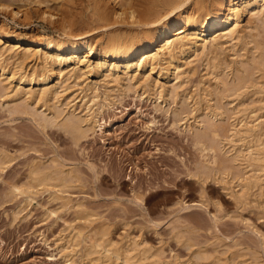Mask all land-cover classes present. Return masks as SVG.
Segmentation results:
<instances>
[{
	"label": "bare ground",
	"instance_id": "6f19581e",
	"mask_svg": "<svg viewBox=\"0 0 264 264\" xmlns=\"http://www.w3.org/2000/svg\"><path fill=\"white\" fill-rule=\"evenodd\" d=\"M21 11L12 12L16 16ZM42 14L55 19L54 13ZM91 14L95 18L82 28L87 30L76 35L67 33L70 25L60 24L62 39L40 29V38L34 35L27 42L0 28L1 109L11 116L28 115L37 127H59L78 144L90 134L107 132L105 113L114 107L112 96L120 92L153 94L156 111L163 110L161 103L176 104L181 99V110L173 111L177 117L173 125L184 120L181 125L191 134L202 128L193 136V144L201 169H210L203 175L215 171L224 175L221 182L226 184L230 176L229 182L238 188L232 190L237 202L247 205L261 199L263 205L264 0H95ZM100 29L106 37L97 40ZM215 31L220 32L211 34ZM200 67L204 74L194 82ZM94 75L100 80L90 81ZM189 85L196 86L197 93L186 91ZM220 94L235 96L238 103L230 109L225 103V108ZM182 114L185 118L178 119ZM226 123L231 129L224 127ZM11 158L0 150V173ZM78 175L64 160L52 158L48 165L33 164L27 183L8 184L7 194L25 203L14 212L15 218L44 192L58 202L57 209H47L50 214L74 212L70 233L59 246L62 264H189L174 257L167 260L164 251L130 234L116 240L104 223L94 226L92 218L97 214L64 195ZM261 238L264 251V235ZM219 246L213 253L197 250L194 264L209 257L216 264H235L221 258L226 251L220 253ZM254 264L264 263L255 260Z\"/></svg>",
	"mask_w": 264,
	"mask_h": 264
},
{
	"label": "rangeland",
	"instance_id": "374dc122",
	"mask_svg": "<svg viewBox=\"0 0 264 264\" xmlns=\"http://www.w3.org/2000/svg\"><path fill=\"white\" fill-rule=\"evenodd\" d=\"M9 1L13 5L7 7ZM27 3L30 2L0 0V28L9 36L27 42L34 35L40 38V29L62 39L64 31L60 24L64 22L70 25L68 34H79L95 18L91 14L95 0H48L45 3L48 7ZM12 9L22 11L15 16ZM43 11L54 13L55 19L44 17ZM101 30L95 34L96 39L106 37ZM201 70L203 67L199 68L194 82L204 74ZM99 80L98 76L90 77L92 82ZM191 86L186 91L197 93L196 86ZM137 91L112 96L116 102L113 101L114 107L104 117L108 133L90 134L87 141L78 144L59 127H37L30 116H11L0 107V150L12 157L0 173V264H62L59 246L70 233L74 212L58 210L50 214L47 209H57L58 202L44 192L38 194L22 216L15 218L14 212L25 203L20 204V198L7 194L10 182L27 183L30 167L35 163L48 165L52 158L64 160L73 174L79 173L64 189V195L74 202H83L96 213L93 225H108L116 240L130 234L153 249L164 251L167 260L178 258L189 264L196 262L197 250L213 253L217 245L220 253L226 251L221 258L228 262L264 263L261 238L264 203L261 204V199L247 205L239 203L232 195V190L238 188H233L235 183L229 182L230 176L226 184L221 182L224 175L215 171L213 175H203L210 169H201L200 155L193 144V136L202 128H196L198 131L191 134L181 125L184 120L173 125L177 118L173 111L181 110V99L176 104L171 100V105L161 103L163 110L156 111L153 94ZM220 96L217 99L221 98L222 105L226 103L229 109L238 103L235 96ZM189 115L191 123L193 118ZM181 116L178 119L185 118L186 114ZM224 127L231 129V124L226 123ZM221 139H224L222 135ZM202 263L216 264V260L209 257Z\"/></svg>",
	"mask_w": 264,
	"mask_h": 264
}]
</instances>
